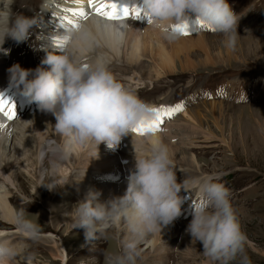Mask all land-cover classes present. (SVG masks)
Masks as SVG:
<instances>
[{
	"label": "clouds",
	"instance_id": "clouds-1",
	"mask_svg": "<svg viewBox=\"0 0 264 264\" xmlns=\"http://www.w3.org/2000/svg\"><path fill=\"white\" fill-rule=\"evenodd\" d=\"M14 3L15 0H0V46L6 38L17 44L27 41L38 24L35 16L13 12ZM140 9L169 40L181 36L180 31L169 30L172 25L195 17L221 34L227 47L235 45L239 18L227 0H142ZM100 34L119 38L120 28L92 19L68 30L66 50L61 54L48 52L35 69L14 64L8 70L10 83L22 86V94L39 110L55 116V130L69 145L94 146L95 154L100 143L115 148L134 127L155 116L152 108L122 84L101 59L82 63L75 55L90 51ZM0 51L8 50L0 47ZM186 183H177L169 149L156 140L149 155H136L135 171L127 178L124 195L100 202L99 193L89 191L74 206L73 223L84 230L86 243H91L103 230L125 221L131 235L124 243L125 257H116L109 264H126V260L134 261L141 239L160 233L162 227L181 215L178 193ZM193 184L203 203L194 204L186 232L193 243H202V253L210 264H231L243 253L247 237L241 230L229 189L211 175ZM17 224L28 236L37 237V225L23 218H18ZM16 255V249L0 239V264H11ZM241 264H246V258L242 257Z\"/></svg>",
	"mask_w": 264,
	"mask_h": 264
},
{
	"label": "rangeland",
	"instance_id": "rangeland-1",
	"mask_svg": "<svg viewBox=\"0 0 264 264\" xmlns=\"http://www.w3.org/2000/svg\"><path fill=\"white\" fill-rule=\"evenodd\" d=\"M41 1L16 0L13 12L33 17ZM227 3L239 18L238 35L233 47H227L225 38L210 26L196 25V18L192 17L187 21L192 28L191 34L180 36L187 40L186 50L179 53L177 47L182 45L174 44L173 51L178 53L174 57L176 69L158 78L145 79L135 93L146 104H163L165 98L164 102L172 106L183 105L181 112L164 118L162 129L167 121L180 124L184 120L195 122L200 117V131L195 133L191 128L184 131L187 135L199 136L194 148L186 144L181 148L184 154L186 152V161L189 162L188 157L191 159L193 156L197 159L199 170L195 171L196 176H191L193 173L190 170L182 173L186 175L189 172L186 176L191 177L193 182L211 175L216 182L229 189L241 230L247 237L243 253L231 264H241L242 257L246 258V264H264V0H227ZM37 29L38 24L33 28V36ZM198 37L200 42L191 43L192 39ZM21 45L22 58L19 56L12 63L22 67L23 62L25 66L22 68L31 69L32 65L27 62L28 58L34 56L31 44L27 45L25 41ZM12 47L10 45L9 49ZM118 71L112 73L118 74L117 79L122 84L136 87L134 79L132 81L133 69ZM177 139L171 142L175 143ZM125 166L130 170V164L126 163ZM178 175L176 172V177L180 179ZM20 184L29 198L15 194L10 201L19 209L21 218L37 225L40 232L35 238L24 239L25 246L29 247L25 257L33 260L32 264H109L113 260L110 256L114 253L118 257H125L124 244L121 247V243L131 238L125 228L124 232L119 233L118 228L111 226L101 233L103 236L86 243L84 230L72 229L71 220H61L60 223L41 217L44 205L32 194V185L26 176L22 175ZM44 197L46 200L49 195ZM200 199L203 201L202 197ZM185 201L197 203L193 193ZM69 205L72 207L76 202L71 201ZM12 227L0 219V230L6 229L7 233H12ZM48 232H54L55 238L65 243L68 262L53 260L51 246H46V251L41 249L40 242L44 241V235ZM154 235L148 234L149 237ZM115 239H118L117 244ZM158 239L160 247L155 258L151 254L145 256L150 253V248L140 243L134 261L126 260V264H204V261H208L199 241L193 246L183 243L178 236L169 245L166 235H159ZM115 244L118 249L114 252Z\"/></svg>",
	"mask_w": 264,
	"mask_h": 264
},
{
	"label": "bare ground",
	"instance_id": "bare-ground-1",
	"mask_svg": "<svg viewBox=\"0 0 264 264\" xmlns=\"http://www.w3.org/2000/svg\"><path fill=\"white\" fill-rule=\"evenodd\" d=\"M101 2H110V0H96L97 4ZM122 7L128 6L123 2ZM81 8L87 13V19L73 15ZM34 16L38 20L36 37L33 36L32 29L27 40V45L31 44L32 50H30L34 53V56L27 59V62L32 65L31 69L40 66L48 52L59 55L66 50V44L62 45L61 41L69 29L75 28L73 27L74 24L79 23L80 25L92 19H98L117 25L120 28L119 38L100 34L90 51L83 54L76 52L75 55L82 63L93 62L99 58L111 72L116 70L125 72L129 68L131 71L133 69L132 81L134 79L137 88L127 87L134 93L140 84L145 83V79L150 80L173 73L176 69L174 57L178 55L173 51L174 44L182 45L177 47V52L183 53L186 50V39L179 38L176 40L177 43L175 40L167 39L160 30L148 23V18L144 16L143 12L139 18L130 15L120 21H109L97 15L95 9L89 6L88 0H81L80 3H77V0H42ZM69 20L72 21V24L68 23ZM174 26L172 25L169 30H174ZM195 41L200 42V37L192 39L191 43ZM10 45L13 47L9 49ZM0 47L8 50L7 53L0 51V89H3L6 84L10 83L8 70L14 64L12 60H16L19 56L22 58V45L6 38L4 45ZM22 65L25 66L23 62ZM117 76L118 74L115 75L116 78ZM164 101L165 98L163 104L151 103L147 105L151 108L155 107V109L172 106L171 103ZM154 113V118L145 123L156 119L157 113ZM200 120L199 117L195 122L188 120L185 122L184 120L180 124L167 121L168 123L166 122L161 132L153 134L149 132L140 135L131 131L122 138L121 143L115 148H109L106 143H100L95 154L94 146L69 145L66 139L55 130V116L51 113L42 112L35 106H30L24 112H18V115L10 122L0 119V125H2L0 126V219L14 226L11 228L14 231L12 233H7L6 229L0 230V239L7 240L17 251V255L11 264L33 263V260L25 257L29 252V247L25 246L24 241V239L32 237L20 230L17 224V219L21 218L20 211L10 201L15 194L24 195L26 199L29 198L22 191L20 184L22 175L26 176L32 185V194L38 199L37 201H41L44 205V210L40 214L41 217L45 220L51 218L57 222L66 219L71 220L69 221L70 227L79 229L73 223L75 205L71 207L69 203L75 201L77 204L84 199L89 191L98 192L100 202L123 196L127 189V178L130 173L135 171L136 155H149L151 145L156 140H159L169 149L175 173L178 172V176H180V179L176 177L177 182L182 184L187 181V183L181 185L183 188L178 193L181 197V215L172 224L162 227L160 233L156 232L153 237L146 235L137 246L144 243L147 248H150V253L144 255L151 254L152 258H155L156 253L159 252V235H166L169 245L175 237L180 236L183 243L196 246L192 242L191 235L186 232V228L192 219L194 202H186L185 198L193 193L197 203L202 204L203 201L193 184V179L186 176L189 172H186V175L182 172L190 170L193 173L191 176H196L195 171L199 170V165L194 156L191 159L188 157L189 162L186 161V152L184 154L181 148L185 144L194 148L195 140L199 136L196 134L187 135L184 131L189 128L193 129L195 133L200 131ZM208 136L209 139L211 136ZM174 139L177 141L172 143L171 140ZM126 163L130 164L131 171L128 166H125ZM16 188L19 192L15 190ZM47 194L49 198L45 200L44 196ZM44 200L47 203H44ZM114 227L118 228L119 233L124 232V228L128 232L127 225L124 226L123 220ZM111 229L113 230V227ZM12 235L15 236V239ZM100 235L103 236L104 234ZM55 237L54 232L45 234L44 241L40 242L41 249L46 251L45 247L51 246L53 248L51 253L53 260H60L62 263L68 262V248L66 249L65 243L59 242V239ZM115 241L117 244L118 239ZM126 241H122L121 247ZM117 249L116 246L114 252ZM118 256L114 253L110 257L114 260ZM204 262L209 264V261Z\"/></svg>",
	"mask_w": 264,
	"mask_h": 264
},
{
	"label": "snow or ice",
	"instance_id": "snow-or-ice-1",
	"mask_svg": "<svg viewBox=\"0 0 264 264\" xmlns=\"http://www.w3.org/2000/svg\"><path fill=\"white\" fill-rule=\"evenodd\" d=\"M81 0H77V3H80ZM88 4L90 7L95 9L97 15L109 20V21H120L123 20L130 15H133L137 18L140 17L142 10L138 7H124L123 9H118V6L114 2H101L99 4L96 3V0H88ZM73 15L79 16L83 19H87V13L81 8L78 11L74 12ZM145 17L146 14H144ZM69 24H72V21H68ZM148 23H151V19L148 18ZM196 25L199 27H209L203 21L196 19ZM73 27H79V23L73 25ZM174 30H178L182 35H189L192 32V28L189 26L188 22L185 21L183 24L175 25ZM67 40L64 38L61 41V44H66ZM157 113V117L154 121L149 123L141 122L138 126L132 129L133 132L144 135L149 132H157L162 130V125L164 124L165 117L171 118L175 114L181 112L183 110V105H176L172 107L166 108H156L152 109ZM0 113H2L8 120H13L16 117V108L13 103H11L8 99H6L2 93H0ZM2 126V125H0Z\"/></svg>",
	"mask_w": 264,
	"mask_h": 264
}]
</instances>
